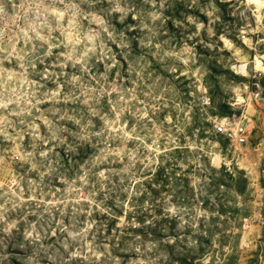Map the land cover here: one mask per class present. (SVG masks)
<instances>
[{"label":"clouds","instance_id":"9594fccd","mask_svg":"<svg viewBox=\"0 0 264 264\" xmlns=\"http://www.w3.org/2000/svg\"><path fill=\"white\" fill-rule=\"evenodd\" d=\"M261 37L264 0H0V264H264L216 235L264 177Z\"/></svg>","mask_w":264,"mask_h":264},{"label":"rangeland","instance_id":"374dc122","mask_svg":"<svg viewBox=\"0 0 264 264\" xmlns=\"http://www.w3.org/2000/svg\"><path fill=\"white\" fill-rule=\"evenodd\" d=\"M261 48L264 49V45H262ZM252 106L257 114L264 116V112H262L260 106L256 104H252ZM251 119L253 120V123L256 128V131L253 134V138L250 139V143L248 145H237V149L241 147L246 149V154L244 156V159H249L253 163L259 164L260 156L264 154V120H261V122L257 123L256 116H253ZM256 171L259 172V169H256ZM257 181L258 182L252 186L254 189L253 191L254 199L251 201L252 214L251 215L246 213L226 214L222 210L221 214L218 216L216 220V227L218 229L216 235L219 238L222 235V233L225 234L224 236L225 240H228L226 234L233 230H235V232L238 233V235L235 237L237 240H244L249 235H252L255 238V240H257L259 244L262 246L261 251L264 252V228H262L259 224L250 223L253 216H255L256 213L260 211L257 205L264 202V198L259 197L257 195L260 188L264 187V177L258 176ZM225 247H227V244H225ZM254 255L255 253L252 252H250L249 254H243V253L240 254L238 264H257L256 260L253 259Z\"/></svg>","mask_w":264,"mask_h":264},{"label":"bare ground","instance_id":"6f19581e","mask_svg":"<svg viewBox=\"0 0 264 264\" xmlns=\"http://www.w3.org/2000/svg\"><path fill=\"white\" fill-rule=\"evenodd\" d=\"M251 107H253L252 105H251ZM247 226V225H246Z\"/></svg>","mask_w":264,"mask_h":264}]
</instances>
